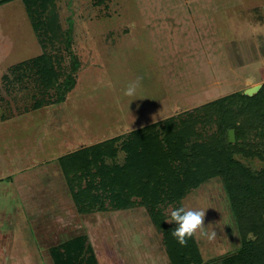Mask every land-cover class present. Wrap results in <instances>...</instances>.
Here are the masks:
<instances>
[{
  "label": "rangeland",
  "instance_id": "1",
  "mask_svg": "<svg viewBox=\"0 0 264 264\" xmlns=\"http://www.w3.org/2000/svg\"><path fill=\"white\" fill-rule=\"evenodd\" d=\"M56 11L61 30L70 29L76 82L63 102L33 108L39 85L28 70L20 78L11 67L46 50L60 54L67 71L70 54L63 37L55 48L41 46L21 0L0 4V264L11 256L26 264L27 253L31 264H53L49 247L66 237L57 236L55 216L76 211L58 157L264 82V0H56ZM138 77L137 95L125 96ZM18 182L36 189L40 213L28 212ZM185 205L206 209L204 225L217 233L211 241L195 237L205 262L237 250L219 178L191 190ZM100 213L78 216L105 264H123L109 262L108 252L129 255V264H170L144 208L116 218Z\"/></svg>",
  "mask_w": 264,
  "mask_h": 264
},
{
  "label": "trees",
  "instance_id": "2",
  "mask_svg": "<svg viewBox=\"0 0 264 264\" xmlns=\"http://www.w3.org/2000/svg\"><path fill=\"white\" fill-rule=\"evenodd\" d=\"M11 0H0L5 3ZM41 46L63 37L70 54L66 71L58 53L44 50L11 67L28 70L41 97L33 108L63 102L75 85L78 59L62 31L56 0H21ZM28 74L27 76H29ZM235 141L229 143L227 130ZM119 154L122 157L119 158ZM234 155L236 157H234ZM264 82L251 96L232 92L129 132L63 154L56 162L79 214L143 207L160 233L170 264H210L195 238L181 246L172 236L171 209L204 182L219 178L231 205L240 245L215 264H264ZM53 264H97L85 233L49 247Z\"/></svg>",
  "mask_w": 264,
  "mask_h": 264
},
{
  "label": "crops",
  "instance_id": "3",
  "mask_svg": "<svg viewBox=\"0 0 264 264\" xmlns=\"http://www.w3.org/2000/svg\"><path fill=\"white\" fill-rule=\"evenodd\" d=\"M20 182V181H19ZM16 183L17 184V187L20 189V192L22 193V195H23V199H24V204H25V206H27V208H29V210H28V212H30L31 213V210H34V211H32V212H37L38 211V213H40L41 211H42V205H41V202H40V200H39V198L38 197H40V195H37L36 193H35V190L36 189H33V186H27L26 184H22V185H20V183ZM70 196V195H69ZM70 200L72 201V199H71V196H70ZM72 203H73V201H72ZM33 207H34V209H33ZM143 207H135V208H131L132 209V211H138V210H141ZM131 209H121V210H114V211H105V212H101L100 214L102 215V216H104V214H113V216H110V218H113V217H115L116 218V214H119V213H121V214H123V213H125V211H129V210H131ZM77 211H75L74 209H71V210H69V212H68V214H64V215H60V216H58V215H56L55 216V224H58V229L56 230V233H57V236H59L60 237V239H61V237L64 235V236H66L65 238H62V240H59V241H57V242H53L51 245H54V244H56V243H58V242H61V241H64V240H66L67 238H69V237H72V236H76V235H79V234H82V233H85L86 235H87V238H88V241L90 242V244L92 245V248H93V251H94V254H95V256H96V259H97V264H105V262H104V256H102L101 254H99L98 252H97V250L96 249H94V242H93V239H92V237L90 236V233L86 230V232L85 231H83V225L85 224L84 222V220L82 221L81 219H79V217H80V215L78 216V213H76ZM98 216L99 214L98 213H96L95 214V216ZM119 216V215H118ZM124 218V217H123ZM122 216H119V220H117L116 222H118V225H119V223H121L122 222ZM72 219H73V224L71 223L72 222ZM84 219V218H83ZM130 220H134V219H130ZM65 221H67V222H65ZM71 221V222H70ZM105 221H107V220H105ZM110 222L112 221V219H110L109 220ZM112 224H115L114 223V221H112L111 222ZM110 224V223H109ZM122 225V224H121ZM71 227H74L75 229V231L73 232L74 234L73 235H71V236H69V231L67 230L68 228L70 229ZM81 230V231H80ZM16 236V235H15ZM56 235H54V237H55ZM56 236V237H57ZM23 238H24V235L23 234H21V237L19 238H17L18 240H23ZM58 238V237H57ZM59 239V238H58ZM92 241V242H91ZM23 243H24V241H22ZM16 249V248H15ZM15 249H13V250H15ZM12 253H14L13 251H12ZM108 256H109V258H107L108 259V261L109 262H111L112 260H114V259H116V258H118L119 260L121 259V260H123L122 262H123V264H129V255L127 256V255H125L124 253L121 255V258H119L120 257V254H118V255H113V254H111V253H109L108 252V254H107ZM112 255V256H111ZM11 258L12 259H14L13 260V262L15 261V260H17V258H15V257H13V256H11ZM24 258L25 259H23V261L24 260H27V261H29V262H26V264H31L32 263V259H30V256H29V254L27 253V254H25V256H24ZM106 259V260H107ZM130 260H133L132 258H130ZM11 263V264H14V263ZM130 264H131V262H130Z\"/></svg>",
  "mask_w": 264,
  "mask_h": 264
},
{
  "label": "clouds",
  "instance_id": "4",
  "mask_svg": "<svg viewBox=\"0 0 264 264\" xmlns=\"http://www.w3.org/2000/svg\"><path fill=\"white\" fill-rule=\"evenodd\" d=\"M140 87V78L131 81L124 90L127 97H135ZM206 209L191 206H180L170 210L169 223H175L176 227L172 230V236L179 245L187 246L189 239L202 236L208 240H214L217 237L213 229L208 231L205 227Z\"/></svg>",
  "mask_w": 264,
  "mask_h": 264
},
{
  "label": "water",
  "instance_id": "5",
  "mask_svg": "<svg viewBox=\"0 0 264 264\" xmlns=\"http://www.w3.org/2000/svg\"><path fill=\"white\" fill-rule=\"evenodd\" d=\"M261 86H262V83L254 84L252 86L247 87L244 91H242V93L245 95L251 96L254 93H256ZM227 140L229 143H233L235 141V134H234L233 128H230L227 130ZM259 165L264 168V162H259Z\"/></svg>",
  "mask_w": 264,
  "mask_h": 264
}]
</instances>
